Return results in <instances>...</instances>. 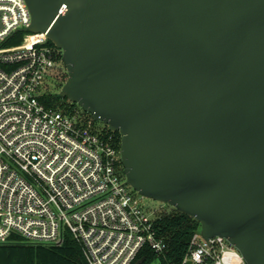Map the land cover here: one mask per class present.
Listing matches in <instances>:
<instances>
[{
	"label": "water",
	"instance_id": "water-1",
	"mask_svg": "<svg viewBox=\"0 0 264 264\" xmlns=\"http://www.w3.org/2000/svg\"><path fill=\"white\" fill-rule=\"evenodd\" d=\"M26 2L127 182L264 264V0Z\"/></svg>",
	"mask_w": 264,
	"mask_h": 264
},
{
	"label": "built area",
	"instance_id": "built-area-1",
	"mask_svg": "<svg viewBox=\"0 0 264 264\" xmlns=\"http://www.w3.org/2000/svg\"><path fill=\"white\" fill-rule=\"evenodd\" d=\"M30 24L26 0H0V242L18 234L59 245L69 231L89 264H132L145 245L163 252L160 214L130 190L114 135L41 100L62 49L43 32L6 44ZM189 261L247 264L225 237L205 239L201 228L182 264Z\"/></svg>",
	"mask_w": 264,
	"mask_h": 264
},
{
	"label": "trees",
	"instance_id": "trees-1",
	"mask_svg": "<svg viewBox=\"0 0 264 264\" xmlns=\"http://www.w3.org/2000/svg\"><path fill=\"white\" fill-rule=\"evenodd\" d=\"M29 31L19 30L15 32L6 42L7 45H17L24 40V36ZM48 43L55 45L50 39ZM62 51L58 61L64 67L53 79L60 87L65 83L68 72L63 62ZM60 92V90H59ZM41 100L48 106L61 108L63 111L77 115L84 124L92 121V128L104 133H112L117 147L121 148V134L113 131L106 124L98 125L91 113L84 110L78 103L70 101L58 92L49 89L41 96ZM122 173L124 176V167ZM159 235L166 241L167 247L163 252H157L150 245H145L132 264H182L185 256L190 251L192 238L201 228L200 222L190 215L178 211L172 206L170 211L160 213L156 220ZM0 264H89L82 244L69 231L65 234L63 243L59 245L46 244L25 239L24 237L13 234L6 241L0 242Z\"/></svg>",
	"mask_w": 264,
	"mask_h": 264
},
{
	"label": "rangeland",
	"instance_id": "rangeland-1",
	"mask_svg": "<svg viewBox=\"0 0 264 264\" xmlns=\"http://www.w3.org/2000/svg\"><path fill=\"white\" fill-rule=\"evenodd\" d=\"M59 67H64L63 64H58ZM46 82L48 84V89L52 92H58L60 90V87L56 84V81L53 79V77L47 78ZM98 125H102V121H97ZM130 190L135 194L137 198H139L140 204L147 210L148 213L151 214V216L155 217L160 213L170 211L172 209V205L164 202H160L154 199H151L149 197H145L138 193L131 185H129Z\"/></svg>",
	"mask_w": 264,
	"mask_h": 264
},
{
	"label": "bare ground",
	"instance_id": "bare-ground-1",
	"mask_svg": "<svg viewBox=\"0 0 264 264\" xmlns=\"http://www.w3.org/2000/svg\"><path fill=\"white\" fill-rule=\"evenodd\" d=\"M33 37H35V36H33ZM30 38H32V37H30Z\"/></svg>",
	"mask_w": 264,
	"mask_h": 264
}]
</instances>
